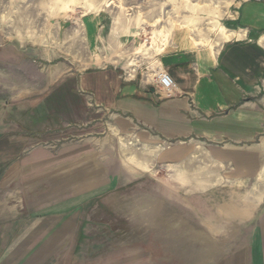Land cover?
<instances>
[{
	"label": "crops",
	"instance_id": "obj_1",
	"mask_svg": "<svg viewBox=\"0 0 264 264\" xmlns=\"http://www.w3.org/2000/svg\"><path fill=\"white\" fill-rule=\"evenodd\" d=\"M234 7L227 33L239 38L156 58L172 97L125 79L122 65H57L6 117L0 108V264H264V0ZM145 146L185 168L199 150L226 177L181 185L188 214L162 215L154 196L150 248L108 229L129 222L113 191L134 179L126 159Z\"/></svg>",
	"mask_w": 264,
	"mask_h": 264
},
{
	"label": "rangeland",
	"instance_id": "obj_2",
	"mask_svg": "<svg viewBox=\"0 0 264 264\" xmlns=\"http://www.w3.org/2000/svg\"><path fill=\"white\" fill-rule=\"evenodd\" d=\"M234 3L235 0H0L1 117L7 116L4 107L41 89L43 75L57 65H63L66 72L101 65L128 67L149 62L154 66L159 65L156 58L165 52L214 50L239 38L226 36L227 31L237 30ZM72 136L68 135V140H76ZM55 144L59 143L48 141L45 145L55 148ZM166 147L162 144V149ZM126 161L130 179H134L114 190L113 196L118 203L121 196L125 197L128 205L118 204L113 213L120 214L122 209L126 214L127 210L129 222L113 221L108 229L126 230L129 243L140 242L149 248L153 246V198L160 195L162 215L188 214L191 211L184 207V199H190L185 193L191 188L181 189V185H200L210 178L214 183L226 180L217 167L210 169L211 162L199 150L190 157L187 168L184 163L175 166L159 162L147 146L138 151L137 158ZM208 169L215 172L210 174ZM126 180L122 177L120 182ZM169 187L177 188L170 191ZM103 210L98 206L96 213ZM94 229L105 228L97 223Z\"/></svg>",
	"mask_w": 264,
	"mask_h": 264
},
{
	"label": "built area",
	"instance_id": "obj_3",
	"mask_svg": "<svg viewBox=\"0 0 264 264\" xmlns=\"http://www.w3.org/2000/svg\"><path fill=\"white\" fill-rule=\"evenodd\" d=\"M123 75L125 79L138 77L141 81L152 86L161 97H172L178 91L177 83L160 65L152 66L149 62L139 65L128 64Z\"/></svg>",
	"mask_w": 264,
	"mask_h": 264
},
{
	"label": "bare ground",
	"instance_id": "obj_4",
	"mask_svg": "<svg viewBox=\"0 0 264 264\" xmlns=\"http://www.w3.org/2000/svg\"><path fill=\"white\" fill-rule=\"evenodd\" d=\"M226 36H227V38H228V37L230 36V34L227 33Z\"/></svg>",
	"mask_w": 264,
	"mask_h": 264
}]
</instances>
